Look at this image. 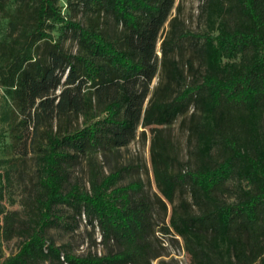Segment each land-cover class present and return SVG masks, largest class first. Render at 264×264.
<instances>
[{
    "label": "trees",
    "instance_id": "obj_1",
    "mask_svg": "<svg viewBox=\"0 0 264 264\" xmlns=\"http://www.w3.org/2000/svg\"><path fill=\"white\" fill-rule=\"evenodd\" d=\"M8 1L0 0L1 10ZM25 1L0 42V84L22 116L19 139L32 124L33 137L45 126L46 142L33 225L6 259L0 238V264H153L160 256L150 240L154 202L143 181L117 186L121 170L94 173L89 190L70 181L83 157L127 147L140 125L154 134L153 175L162 196L173 203L180 195L164 232L183 239L190 264H264V0H204L203 33L184 31L175 16L161 43L153 89L156 45L175 0H67L90 18H110L120 28L117 36L99 21L85 26L67 19L59 0H32L28 31ZM58 25L74 33L77 53L53 40ZM179 118L192 144L190 167L161 141L162 130ZM5 179L0 173V199ZM61 205L96 223L101 241L115 250L78 256L49 241L46 231L61 222ZM15 218L16 212L4 217L7 239L16 231Z\"/></svg>",
    "mask_w": 264,
    "mask_h": 264
},
{
    "label": "rangeland",
    "instance_id": "obj_2",
    "mask_svg": "<svg viewBox=\"0 0 264 264\" xmlns=\"http://www.w3.org/2000/svg\"><path fill=\"white\" fill-rule=\"evenodd\" d=\"M32 0H26L23 5V17L25 19V28L31 30V20L29 17V5ZM204 0H175L174 6L163 25L159 39L156 45V54L158 56V71L153 79L151 89L159 81L161 69L162 52L161 43L170 29L172 19L177 16L182 23L184 31L191 33H203L207 30L206 22L200 16ZM20 6V0H9L4 10L0 9V42L9 35V21L12 14ZM58 6L62 14L67 19L88 25L90 22L99 21V26L111 36H117L120 28L115 26L110 18L101 16L94 19L93 16L83 12L72 10L68 6L67 0H59ZM53 40L60 43L64 49L70 53H77V42L74 33L71 30L58 25L51 31ZM16 36V34H15ZM44 41L37 43L42 45ZM2 53L0 45V58ZM3 60H0V64ZM182 65L185 73L187 67ZM190 79V77H189ZM60 92V88L56 93ZM13 102L6 96L5 87L0 84V173L7 179L3 181L4 193L0 199V238L2 240L3 259L8 258L18 252L21 244L26 238V230L33 225L32 217L36 212L34 197L39 191V156L41 145L45 144L43 129L38 131L37 136L33 137L32 124L26 133L24 139H19L18 133L22 130L20 125L22 116L17 114ZM83 119L80 118L76 123L82 127ZM56 123L54 122V125ZM145 131V136H143ZM27 132V130L25 131ZM158 140V139H157ZM168 143L171 156L180 163H187L193 166L191 158L192 144L188 138L187 123L182 124L181 118L177 119L172 126L165 128L161 133V141ZM154 141V134L142 125L138 127L137 135L127 147L114 150L104 155L102 152L94 153L92 156L83 157L71 171V183H77L82 189H90L92 175L97 173L100 177L121 170V179L117 186L127 185L136 180H142L146 193L154 202L153 232L150 236L154 252L160 256L153 259V264H190L184 241L175 235L170 229L165 233L164 229L169 227V218L173 207L180 203V195L177 192L173 203L168 202L159 190L153 175L151 145ZM177 168V165H174ZM230 187L237 186L235 181H229ZM184 198L191 202L189 194ZM228 202H234L233 197H224ZM161 200L166 204V209ZM16 212V231L9 238L3 234L4 217L7 213ZM56 212L61 215L62 220L59 224L47 229L46 237L56 246L62 247L64 251H71L78 256L86 255H104L115 250L114 246L104 244L101 241V232L99 227L89 224L85 216L74 217L71 208L61 205ZM47 264V263H45Z\"/></svg>",
    "mask_w": 264,
    "mask_h": 264
}]
</instances>
